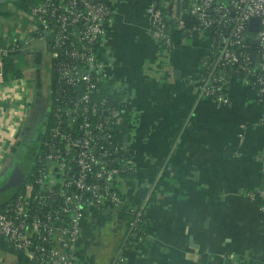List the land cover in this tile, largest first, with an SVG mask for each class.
I'll return each instance as SVG.
<instances>
[{
  "label": "crops",
  "instance_id": "0c3cea01",
  "mask_svg": "<svg viewBox=\"0 0 264 264\" xmlns=\"http://www.w3.org/2000/svg\"><path fill=\"white\" fill-rule=\"evenodd\" d=\"M32 1L0 0V13L9 14L0 15V43L20 50L12 54L23 59L20 79L28 89L25 111L2 115L3 128L17 118L23 123L16 152L0 158V180L24 163L18 155L40 136L47 109L46 42L19 16L25 10L19 5ZM153 1L108 0L112 20L99 51L107 85L125 89L112 102L136 113L137 138L125 142L132 171L117 187L143 210L145 239L126 243L127 220L116 209L88 211L76 264H110L117 252L123 264H264V211L246 196L264 186L262 111L253 91L236 80L228 85L227 104L198 97L193 81L209 40L186 37L173 9L166 22L176 46L162 60L145 13ZM23 261L0 238V264Z\"/></svg>",
  "mask_w": 264,
  "mask_h": 264
},
{
  "label": "built area",
  "instance_id": "2783aa9c",
  "mask_svg": "<svg viewBox=\"0 0 264 264\" xmlns=\"http://www.w3.org/2000/svg\"><path fill=\"white\" fill-rule=\"evenodd\" d=\"M169 1L173 3L172 10L177 12V0ZM160 2L154 0L145 13L160 57L168 61L176 46L166 22L172 10L167 13L166 5L161 7ZM179 5L181 8L176 21L186 37L204 34L213 27L224 31L214 32L218 40L211 43L210 53L202 59L200 71L193 81L198 97L211 99L219 105L229 102L227 88L236 79L228 78L223 70L218 72L216 69L229 65L237 66L240 72L256 79L258 88L252 87L247 77L241 83L253 91L258 103L259 97H264V0H179ZM112 14L108 0H42L27 10L19 11V16L29 23L33 36L46 42L50 68L47 107L53 76L57 79L54 86L56 95L61 86L81 94L65 103L64 99L59 101V95L54 98L59 105L54 109L53 122L44 120L45 126L49 123L43 144L46 151L37 153L35 157L37 176L0 210V238L22 257L24 261L21 264H76L81 224L88 211L110 208L121 213L125 209L126 214L133 218L127 222L129 232L126 239L142 241L140 237L134 239L142 230L143 210L127 203L117 187L123 182L121 173L132 171L128 145L124 141L113 145L111 141L112 132L119 129L126 118L128 124L124 133L130 141L136 140V113L115 105L108 108V98L99 103L90 98L91 94L100 91V86L109 82L99 51ZM185 16L194 19L195 25L189 29L184 26ZM253 18L259 22L254 34L248 31ZM251 39L258 41L254 52L260 55L259 62H255L259 73L249 66L254 52L247 54L244 51ZM17 50L15 44L0 43V135L3 140L0 158L16 152L23 123L17 118L3 128L2 115L6 116L10 109L12 113L26 109L28 89L23 80L4 73L5 61ZM124 91L123 86L117 84H110L107 90L109 96ZM3 107H7L4 112ZM104 145L123 155L124 162L111 159ZM114 163L119 164V168L107 167ZM92 173L99 184L88 182ZM246 196L250 201H259L264 211V186L257 191H249ZM110 264H123L119 252Z\"/></svg>",
  "mask_w": 264,
  "mask_h": 264
},
{
  "label": "trees",
  "instance_id": "16d2710c",
  "mask_svg": "<svg viewBox=\"0 0 264 264\" xmlns=\"http://www.w3.org/2000/svg\"><path fill=\"white\" fill-rule=\"evenodd\" d=\"M41 1L42 0H34L30 4L21 3L20 4L21 6L19 5V7L27 10L30 6L39 4ZM0 15H6L7 16L9 14H8V12H1ZM183 18H184L183 21H184L185 29H189V27H192L193 25H195L193 18H190L188 16H185ZM167 29H168V32L171 34V32L169 30V26ZM214 32L218 33V32H224V31H222L219 28L213 27V28L208 29L206 31V33L203 34L209 40V49H208L209 53H210L209 50L211 48V43L213 44L216 40H218L216 35L214 34ZM256 50H257L256 47H253L250 44V41H248L247 47L245 48L244 51L247 54H251L252 52H254ZM209 53H208V55H209ZM210 61L211 60L209 59L208 64H210ZM24 66L25 65H24L23 59L21 57H18L17 53H14L10 56L9 59H7L5 61L4 73L7 76H11V77H15V78L19 79L22 77V71L25 68ZM249 66L252 70L259 73V69L257 68V63L249 62ZM200 68H201V66H200ZM216 69L218 72L223 70L228 78L236 79L239 82H242L243 78L247 77V79H249V82H250L252 87H254V88L259 87L255 78H253L252 76H246L245 73L239 71L237 66L224 65V66H222V68L217 67ZM56 81H57L56 76H53L52 82H51L52 93H51V96L49 99V104H48V107L46 109V113L44 116V120H46V123H47V121L53 122V112H54L55 107L57 105H59V101L64 99V103H65L66 101L76 99L77 97H79L81 95L80 93L74 92L72 89H70L68 87L61 86V88H59V91L57 93V95H59L60 99H59V101L58 100L56 101L54 99L57 96L56 92H54L55 91L54 86L56 87ZM107 84L108 83L100 86V89H99L100 91L98 93L91 94L90 98H91V101H94L96 103H99L100 101L104 100L105 98H108V99H106V106L108 108H110L112 106V104H111L112 101L114 100L117 102V100H116L115 96H109L108 95V92H107L108 85ZM111 99H112V101H111ZM258 100H259L258 105H259L261 111L264 112V97H259ZM127 124H128V120L126 118V119H124L123 125L119 129L112 132L111 141H112L113 145L123 143L124 130H122V129H125ZM48 125H49V123H48ZM48 125L46 124V126H45L43 124V127H41L42 129H40V136H38L36 138V140L34 141L33 144H29L31 146L30 149L28 151H26L24 154L18 155L19 158L23 159L22 162L27 163L29 161V168H28L27 174L24 177V179L21 181L20 185H18L13 191H7L5 189V186L9 182V179L7 178V179L0 180V210L3 209V207L6 203L15 199L16 196H18L19 193L22 192V189L26 183L31 182V184H32L35 177L37 176V170L36 169H38V168H36V166H34V160H35L37 153L46 151L45 150L46 148L43 146V144L46 140V129L48 128ZM75 127H76V125H75ZM40 138H42V140H40ZM105 147H106L105 149H106L107 153L110 155L111 159L117 158L119 161L124 162V161H122L125 159V157L123 155L116 154L115 151L113 149H111V147L109 145L105 146ZM96 152L99 153L98 150ZM107 167L108 168H111V167L119 168V164H116V163L108 164ZM95 171L96 170H94V173H95ZM128 174H129L128 172H122L121 176L124 178V177H127ZM88 182L94 183V184H99L98 183L99 181L97 182V180L94 179L93 173H92V175H89ZM33 187L35 189H37L34 184H33ZM121 215L124 219L127 220L128 223H130L133 220V218L131 216H128L126 214L125 209H123L121 211ZM141 228H142L141 232H139V234H137V237H135L134 240H138V237H140L142 241L145 239V235H144V231H143L144 230L143 223H142ZM131 242L135 243L131 239L130 240L126 239V243L131 244Z\"/></svg>",
  "mask_w": 264,
  "mask_h": 264
},
{
  "label": "water",
  "instance_id": "95a60500",
  "mask_svg": "<svg viewBox=\"0 0 264 264\" xmlns=\"http://www.w3.org/2000/svg\"><path fill=\"white\" fill-rule=\"evenodd\" d=\"M165 1L166 0H161L159 5L161 7H163L165 4ZM176 6H177V14H178L179 9L181 8L179 5V0L176 1ZM172 7H173V3L171 2V3H169V5L167 7L168 12H171ZM167 20H168V23H170V20L169 19H167ZM258 25H259V22L257 19H255V18L251 19L249 24H248V31L252 34L256 33L258 30ZM169 30H170V27H169ZM250 44L253 47H257L258 41H256L255 39H251ZM250 59L252 62H259L260 55L254 52L251 54ZM111 104H112V106L114 105L113 102ZM122 130H124V129H122ZM40 140H42V138H40ZM123 141L124 142L128 141L127 135L123 136ZM28 168H29V161L27 163H23V164L21 163L20 165H18V167L16 166V171H14V173L9 178V182L5 186V189L7 191H13L18 185H20L21 181L24 179V177L27 174Z\"/></svg>",
  "mask_w": 264,
  "mask_h": 264
},
{
  "label": "flooded vegetation",
  "instance_id": "af4514ba",
  "mask_svg": "<svg viewBox=\"0 0 264 264\" xmlns=\"http://www.w3.org/2000/svg\"><path fill=\"white\" fill-rule=\"evenodd\" d=\"M43 124H44V123H42V127H43Z\"/></svg>",
  "mask_w": 264,
  "mask_h": 264
}]
</instances>
